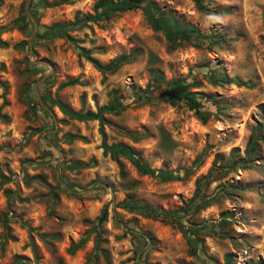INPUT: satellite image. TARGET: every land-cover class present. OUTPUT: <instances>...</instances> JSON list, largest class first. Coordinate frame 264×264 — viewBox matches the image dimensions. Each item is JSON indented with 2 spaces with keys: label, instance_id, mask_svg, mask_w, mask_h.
<instances>
[{
  "label": "rangeland",
  "instance_id": "rangeland-1",
  "mask_svg": "<svg viewBox=\"0 0 264 264\" xmlns=\"http://www.w3.org/2000/svg\"><path fill=\"white\" fill-rule=\"evenodd\" d=\"M102 1L0 0V176L9 179H0V264H264V0H151L215 42L176 48L143 10L107 18ZM56 25L72 29L43 37ZM79 49L101 67L126 60L105 73ZM69 81L79 84L61 87ZM175 81L190 85L200 114L139 101ZM43 96L74 113L103 111L107 123L71 120ZM104 140L180 179L141 176L126 151L120 164L105 155ZM130 203L183 211L198 236ZM104 212L99 229L90 225Z\"/></svg>",
  "mask_w": 264,
  "mask_h": 264
},
{
  "label": "trees",
  "instance_id": "trees-1",
  "mask_svg": "<svg viewBox=\"0 0 264 264\" xmlns=\"http://www.w3.org/2000/svg\"><path fill=\"white\" fill-rule=\"evenodd\" d=\"M151 0H108V1H102L97 5V11L102 10L101 15L105 17H109L111 15L117 14V13H126L133 10L141 9L146 14L149 22L151 23L152 27L156 31L163 32L165 35V38L169 45L172 48L178 47L182 42H186L187 44H194L196 42L197 46L200 47L202 44H200V41H206L209 44H215L212 37H204L196 27H191L188 25H183L177 20L173 19L172 17H165L164 15L158 13L154 7L150 3ZM197 5H199L198 0H194ZM200 7V6H199ZM23 22V21H22ZM25 23H27L24 20ZM72 29V27H64L60 25H56L51 27L49 30L46 31L43 37H47L49 39L53 38H65L68 35V32ZM80 55L86 58L88 61H90L97 69H99L102 72L105 73H115L120 68L121 64L126 60L125 57L119 58L118 61L115 63L107 66V67H101L98 65L97 62L93 61L91 57L89 56V53L85 52V50L79 49ZM33 68H36V66H32ZM162 78V75H160ZM211 82H216L218 79H215L213 77H210ZM228 82L235 84L238 87L243 86H249L248 84H245L243 82L238 81L237 79H231L228 80ZM78 81H69L65 84H63L61 87L66 88L70 86H76L78 85ZM193 84V83H192ZM189 84L182 82V81H175L168 85V88L166 92L160 94L157 98L154 97L152 94L148 92H139L138 98L140 102H154L156 100L160 102H165L170 104L171 106H177L180 103H185L187 106H189L192 110H195L197 114H200V109L202 107V104L200 101L197 100L196 94L190 93L188 90ZM152 87V86H150ZM43 101L47 102L50 101L52 105H56L60 111L69 119L75 120V121H94L98 120L102 126H104L107 123L106 118L104 117L103 111H100L99 113H87V114H81V113H74L73 111L69 110L67 107H65L63 104H61L58 101H52L49 97L43 96ZM119 104V102H117ZM107 110V109H105ZM113 111V110H109ZM205 121V119H203ZM119 132L125 136L130 138L133 141H138L139 137L135 133L127 132L122 129H119ZM103 149L105 155H110L111 158L118 162L119 157L122 154V151H126L127 158L131 161L133 166L136 168L137 172L141 176H150L154 178H158L163 182L168 181H174L179 180L180 177L173 173L168 171H155L150 168V166L140 157L139 154L134 152L131 149H124L121 145H115V146H108L104 140L103 142ZM255 147H252V152H254ZM78 166H74V168H77ZM0 179L2 182H6L9 180L8 178L0 176ZM201 188L199 185L198 191H197V198H199ZM199 192V193H198ZM12 194V193H10ZM13 195V194H12ZM56 197V195H54ZM57 198V197H56ZM213 200L211 201H194L192 206H195V210L203 209L207 207L209 204H211ZM129 208H131L134 211H137L142 216L152 219L155 221L162 222L164 224L174 225L179 230H181L182 233L191 234L192 236H198L197 232L192 231V229H187L185 227V224L182 220H184L188 214L182 215L181 212L183 211H177V212H166V211H159L154 210L150 208H146L142 205H136L135 203H130L127 205ZM186 213H189V210L187 209ZM186 216V217H185ZM107 220V213L104 212L103 215L100 217V219L97 222H92L90 225H93L97 229L100 228L102 223ZM0 221L3 222V224L6 226L8 223L7 217H1ZM96 230L95 228H93ZM194 232V233H192ZM99 236V235H98ZM144 237V235H142ZM100 237V236H99ZM99 237L96 238V246L98 247L100 245V239ZM43 240L50 241L52 239H55V236H42ZM84 241H82L79 245L81 246ZM199 242V238L195 239L192 246V251L196 254V244ZM72 247L70 249V253L74 254L77 251V248L79 247Z\"/></svg>",
  "mask_w": 264,
  "mask_h": 264
}]
</instances>
